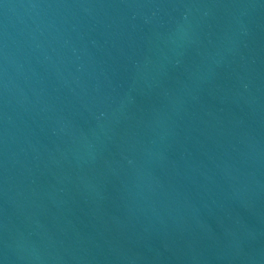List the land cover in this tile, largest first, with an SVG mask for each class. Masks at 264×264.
<instances>
[{"label":"water","instance_id":"water-1","mask_svg":"<svg viewBox=\"0 0 264 264\" xmlns=\"http://www.w3.org/2000/svg\"><path fill=\"white\" fill-rule=\"evenodd\" d=\"M0 264H264V0H0Z\"/></svg>","mask_w":264,"mask_h":264}]
</instances>
